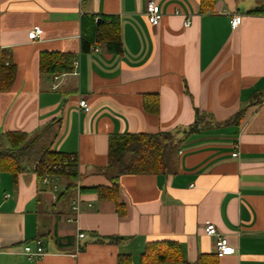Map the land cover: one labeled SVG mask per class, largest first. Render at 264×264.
Segmentation results:
<instances>
[{"label":"crops","instance_id":"crops-1","mask_svg":"<svg viewBox=\"0 0 264 264\" xmlns=\"http://www.w3.org/2000/svg\"><path fill=\"white\" fill-rule=\"evenodd\" d=\"M147 1L0 0V48L16 67L9 89L0 88V149L6 132L40 135L21 155L15 179L0 172V264H116L119 254L139 264L146 243L162 239L178 242L192 264L215 254L207 223L235 249L215 254L216 264H264V13L247 12L264 4L214 0L200 11L199 0H155L163 15L153 26ZM235 14L241 20L232 28ZM101 15L118 18L121 52L105 42L82 48L85 24L91 16L98 24ZM33 26L42 33L30 39ZM44 51L72 53L78 66L41 72ZM243 107L239 123L181 141L173 173L120 174L123 214L115 201L87 190L109 184L110 135L180 130L196 110L223 122ZM42 147L77 157L78 184L86 189L75 221L67 220L75 188L57 199L67 179L60 176L52 193L34 170ZM37 238L44 254L29 260L23 246Z\"/></svg>","mask_w":264,"mask_h":264},{"label":"trees","instance_id":"trees-1","mask_svg":"<svg viewBox=\"0 0 264 264\" xmlns=\"http://www.w3.org/2000/svg\"><path fill=\"white\" fill-rule=\"evenodd\" d=\"M214 0H199L200 11L211 10ZM250 14L264 13L261 7L247 11ZM98 24L89 22L83 28L82 48L88 49L91 44L105 42L106 48L114 53L121 52L120 27L115 16H98ZM10 52L0 48V88L7 90L11 86L16 67L9 61ZM75 56L69 52L44 51L40 54L39 68L47 74H60L72 71ZM247 107V106H246ZM246 107L239 109L231 118L215 121L208 112L195 111L194 120L180 130L159 131L156 133H120L112 134L108 139L107 165L105 174L109 184L87 188L97 193L98 197L115 201L118 214L124 213L121 203H118L119 177L122 173L129 174H168L176 169V154L181 141L189 135L199 133L212 126L239 123L243 118ZM156 110V109H155ZM153 110V111H155ZM36 135V134H35ZM38 136L31 137L21 131H11L4 134L3 143L6 148L0 149V172H8L15 179L18 172L24 169L21 155L30 151ZM65 153H58L48 147H42L34 162V170L40 179L48 168L46 163L64 159ZM67 179L64 190L57 199L68 196L74 190L79 180L78 170L69 166L55 172ZM80 191L86 188L79 187ZM108 241H119L118 236H108ZM116 264H132L129 254H119ZM139 264H191L183 258L178 242L168 239L151 240L145 245L140 255ZM192 264H216V256L200 254Z\"/></svg>","mask_w":264,"mask_h":264},{"label":"built area","instance_id":"built-area-1","mask_svg":"<svg viewBox=\"0 0 264 264\" xmlns=\"http://www.w3.org/2000/svg\"><path fill=\"white\" fill-rule=\"evenodd\" d=\"M145 13L147 16V19L149 23L153 26H156L161 18H162V11L160 9V6L155 0H148L145 5ZM241 15L235 14L232 16L230 20V25L232 28H236L238 24L240 23ZM189 20L186 19L184 22L185 26H188ZM42 33V28L40 26H33L32 29L28 32V37L30 39H34L37 36H39ZM93 50H98L96 46L93 47ZM78 66V62L74 60L73 62V68L76 69ZM80 106L86 111L88 110V104L84 99H81L79 101ZM235 149L238 148V144H234ZM233 156H237L238 152L235 150L232 153ZM46 166L48 168V171L44 173V175L41 177V182L48 186L52 193L59 192L60 185L58 183V179L60 178V175L55 173L58 170H62L63 168H67L69 166H72V168L75 170H78V161L77 157L74 154H67V156L59 161H55L53 163H46ZM77 181V185L75 187L76 194L71 198L70 200V208L73 212V215H70L67 220L68 221H75L76 214L82 209L83 200L81 199V193L80 188ZM87 207H91L92 204L90 202H87ZM204 234L207 236H213L215 237L214 241V252L217 256H222L224 254L233 253L235 249L228 243V240L225 236H222L217 232L216 226L213 223H207L203 226ZM79 236L82 237L83 233H79ZM27 259L31 260L34 258H39L44 254L43 249V241L40 238H37L34 240V245L26 244L23 246V252H22Z\"/></svg>","mask_w":264,"mask_h":264},{"label":"rangeland","instance_id":"rangeland-1","mask_svg":"<svg viewBox=\"0 0 264 264\" xmlns=\"http://www.w3.org/2000/svg\"><path fill=\"white\" fill-rule=\"evenodd\" d=\"M255 1H257L260 4H264V0H255Z\"/></svg>","mask_w":264,"mask_h":264}]
</instances>
